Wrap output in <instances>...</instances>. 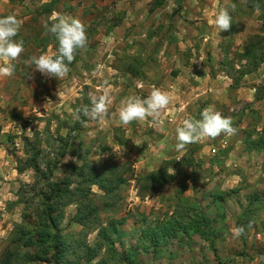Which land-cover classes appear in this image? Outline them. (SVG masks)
Here are the masks:
<instances>
[{
	"label": "rangeland",
	"instance_id": "rangeland-1",
	"mask_svg": "<svg viewBox=\"0 0 264 264\" xmlns=\"http://www.w3.org/2000/svg\"><path fill=\"white\" fill-rule=\"evenodd\" d=\"M47 1L51 0H0V10L7 12H1L0 17L10 14L27 17L20 19L22 27L16 37L24 40L25 51L19 60L12 62L15 65L12 76L0 78V136L4 137L0 141V153L7 158L0 170V191L7 185L10 197L8 202L6 196L0 202V259L17 224L26 222L33 229L37 221L34 214L29 215L39 205L37 194L32 190L27 192L25 186L33 184L36 176V171L28 166L33 155L25 141L29 137L40 143V166L51 169L55 180L65 176L68 165L80 163L73 155L78 152H87L89 160L98 165L123 164L126 170L128 181L115 204L111 203L103 212L102 225L97 223L94 230H85L71 222L76 206L66 208L61 228L70 236L67 241L72 247L65 257L71 261L69 264H101V260L105 264H264V151L246 150L244 143L246 131L256 128L264 132V64L247 74L238 87H229L233 79L225 77L227 73L223 70L237 76L241 67L248 70L257 58L264 56V11L258 7L264 2L163 0L157 5L155 0H54L56 12L78 18L85 25L87 50L77 54V62L69 66L71 71L64 79L46 78L38 71L29 78L30 69L23 64L24 60L57 51L52 43H47L46 38L52 36L45 34L43 27L52 15ZM256 2L258 6L252 7ZM222 9L229 11L232 25L221 37L216 32L215 40L208 20L212 21ZM194 10L205 14L207 19L205 16L195 19ZM186 24L188 27H184ZM236 32L239 41L245 38L248 44L254 37L256 55H249L253 58L239 60V51L244 47H234ZM213 39L214 43L210 42ZM200 48L212 52L204 60L216 88H230L226 96L230 105L220 107L213 103L211 107L231 118L236 132L203 139L206 140L203 145L189 144L182 151L170 148L172 158L165 160V155L155 150L162 134L158 132L155 136V131L150 132L155 124L150 123L151 118L134 121L128 127L119 122L118 110L128 96L146 98L153 88L166 91L165 84L174 81L183 58L190 61ZM229 60L235 64L231 66ZM158 71L162 80L154 84L152 74ZM138 72L141 78L135 75ZM187 85L190 83L184 84ZM171 86L168 88L173 89ZM105 91L112 96L105 120L76 117L77 108L90 104L92 97ZM171 99L165 112L178 118L179 112H168L176 103V96ZM192 119L197 118L194 115ZM165 121L159 125L169 130ZM175 129L170 136L164 132V136L175 140ZM121 139L126 142L119 144ZM65 141L72 145L65 149ZM205 143L219 150L212 156L203 154ZM63 148L69 154L59 159L58 153ZM230 149H235L239 156L233 157L232 162L223 155ZM173 161H186L191 166L166 169L171 180L166 182L165 177L161 178L162 185L158 182L141 185L137 180L157 168L172 166ZM93 189L102 194L97 186ZM24 200L28 201L27 206ZM114 219L120 221L119 225L115 224L118 232L112 233L117 240L112 242V247H101L95 259L87 261L89 248L94 253L93 247L101 242L99 229L109 227ZM164 226L171 227L174 234L155 247L149 233H156ZM239 226L244 228V233L233 238L231 229ZM78 242L85 245L74 249ZM41 253L43 260L36 261L22 260L18 254L13 264H55L49 259L44 261L46 255ZM117 254L124 259L120 260Z\"/></svg>",
	"mask_w": 264,
	"mask_h": 264
},
{
	"label": "trees",
	"instance_id": "trees-1",
	"mask_svg": "<svg viewBox=\"0 0 264 264\" xmlns=\"http://www.w3.org/2000/svg\"><path fill=\"white\" fill-rule=\"evenodd\" d=\"M162 1L163 0H155L154 4L157 3V5H160ZM261 1L264 2L263 0ZM45 4L50 12L56 11L55 7H53L54 0L48 1V3L46 2ZM254 5L258 6V3L256 2L251 6L254 7ZM258 7H262L264 11V3ZM40 12H42V10ZM253 39L254 37L250 39L249 44L244 47V50L239 51V60H248L249 58H253L249 55H256L255 49L257 42H254ZM46 40L47 43H52L56 50L58 49V42L53 39V37L51 39L48 37ZM77 59L78 57L76 56L75 60L69 66L74 65ZM257 59L258 61L254 59V65L250 69L245 70L241 67L237 76L226 71L222 63L224 72L233 79L232 87H238L247 74L254 73L264 64V56ZM228 62L231 66L235 64V61L232 62L229 60ZM135 75L140 77L141 73L138 72L135 73ZM58 137L60 139L63 138L62 135H58ZM60 139H58V141H60ZM25 141L28 144L27 149L33 152L28 166L36 171L33 184H25L28 189L26 191H34L39 200V205L36 204L32 209L34 211L30 212L29 215L34 214L37 221L36 224L33 225V229L26 226V222L17 224V228L13 230L9 236V246H6L4 249L0 264H13V258L19 255L22 260H43V258H41V252L46 255L44 261L49 259L54 261L55 264H69L71 261H66L65 257L71 246L67 241L70 236L66 233L64 234L61 228V221L65 218L66 208L71 205L76 206V213L71 217V222L80 224L85 230H94L97 227V223L102 225L103 221L101 220V216L103 212L110 208L111 203L115 204V200H117L122 192V187L128 181L124 173L126 170L123 168V164H112L113 166L110 164L98 165L94 161L89 160L87 152H78L73 153V155L78 158L80 163L68 165L65 176L55 180L53 178L54 173L51 169L42 168L40 166L38 160V155L41 154V149L39 147L40 143H34L29 137H25ZM125 142L126 139H121L119 144H124ZM244 143L246 145V150H264V132H259L256 128L246 131ZM70 145H72V143L70 144L68 141L63 143L65 149ZM64 148L58 153L59 159L69 154V150L65 151ZM185 162L173 161L172 166H165L162 169L159 168L153 172L139 176L137 180L141 185L148 183L149 186H151L155 182L162 185L163 180L161 178L165 177L167 179L166 182L171 180L167 170L170 167L176 169L177 164H184ZM19 171L22 172V169ZM94 186H97L102 191V194L96 193L93 189ZM23 202L25 206H27L28 201L24 200ZM115 224L119 225L120 221L114 219L108 225L109 227L105 225L99 229L101 242L93 247L94 253H92V248H89V257L87 261L95 259L101 247H112V242L117 240L115 234L118 232V226H115ZM110 225H112V227H110ZM173 232L174 230L171 229V227L164 226L156 233H149L152 234L150 240L153 241L155 247L160 246V242L169 235H173ZM82 245H85V243L78 242L77 245H74V249ZM22 249L24 250L21 251ZM117 255L120 260L124 259L123 255ZM100 262H102L101 264H105L103 260Z\"/></svg>",
	"mask_w": 264,
	"mask_h": 264
},
{
	"label": "clouds",
	"instance_id": "clouds-1",
	"mask_svg": "<svg viewBox=\"0 0 264 264\" xmlns=\"http://www.w3.org/2000/svg\"><path fill=\"white\" fill-rule=\"evenodd\" d=\"M210 23L220 31H227L232 25V17L227 9H222ZM21 27V21L13 14L0 17V61L3 62L0 63V78L12 76L15 71V65L12 62L19 60L25 51L24 40L16 39ZM43 27L45 34H50L58 42L57 51L39 56L33 55L24 60L23 64L30 69L29 78L38 71L46 78L64 79L70 73L69 65L75 60L77 54L87 50L88 37L85 25L78 18L53 12L50 19L44 22ZM170 102V95L160 88H153L146 98L138 95L128 96L119 107V122L127 126L134 121H145L150 117L154 123L158 124L163 110ZM111 104L112 96L105 91L98 97H92L90 104L77 108L75 115L77 118L82 116L102 122L108 117ZM235 132L231 118L224 117L213 107H207L202 111L200 119L186 118L175 129V149L182 151L187 145L200 142L202 139H215L222 133L232 135ZM243 233L242 226L231 229L233 238H239Z\"/></svg>",
	"mask_w": 264,
	"mask_h": 264
},
{
	"label": "crops",
	"instance_id": "crops-1",
	"mask_svg": "<svg viewBox=\"0 0 264 264\" xmlns=\"http://www.w3.org/2000/svg\"><path fill=\"white\" fill-rule=\"evenodd\" d=\"M9 2H12V0H9ZM21 7H23V6H21ZM1 12H4L3 14H7L5 9L0 10V13ZM53 12H56V11H53ZM193 13L195 14V16L193 15L195 19L197 18L198 20H201L202 16H205V18L207 19L206 15L201 13L200 11L198 13H196V10H194ZM26 18L27 17H25V16L21 17V18L17 17V19H19V20L20 19L23 20ZM210 21L211 20L209 19L208 24L210 25V29L213 32L214 39L216 36V32H219L220 37H221L222 33L225 31H220L219 29H217L215 27L214 24L210 23ZM188 25L189 24H186V25H184V27H188ZM235 31H237V30H235ZM238 37H239L238 33L237 32L234 33V36H233V42H235L234 47L241 49V48L245 47L246 45H248V39L246 40L244 38V39H242V41H239ZM214 39L210 42L214 43V41L216 40V39L215 40ZM202 46H203L202 48H205L206 47L205 43H203ZM211 46L212 45H209V47H211ZM197 48H199V46ZM202 48H200L198 50V53L196 52L194 54V58H190V61L185 60L183 58L182 67H181L180 71H178V74L174 78V81H168V84H165V87H167L166 92L170 95V97L176 96V99H175L176 103L174 105H171L168 112H179L180 116L178 118H175L173 116V114H171V113L167 114V112H165L166 110H163L164 113H163V115L161 114V117L159 118V122H162L164 119H166L165 123L168 124V126H170L169 130L164 128V126L159 125V123L158 124L152 123L151 122L152 120L150 119V123L154 124V127H152L153 130L150 129L151 130L150 132L153 133V131H155V134H154L155 136H156V133H158V132H160V134H162V137L158 140V146L155 148V150L158 151V154H160V153L164 154L165 160H170L172 158L171 149H174L175 144H176V139L174 140V139H171L170 137H167V136L171 135V131L174 128H177L178 126H180L181 121L183 119L188 118L189 116H191V118H192V117H194V115L197 119H199L200 115H201L202 111L205 109V107H208L209 105L211 107V106H213V103H215V105L217 103L220 107H223L225 104H227V100H229L226 96L229 95V90H230L229 87H231V85H230L231 79L229 78L230 79V83H229L230 86L228 85L229 87H223V88L217 87L216 88V84L214 83V81L212 79V75H211L210 71L207 70L208 69V67L206 65L207 62L204 60V58L206 56H208V54L211 51H206L207 52L206 53L202 50ZM178 61H179V59L177 60V62ZM152 76L156 80V81L152 82L154 84L158 83L159 80H162V77L159 76V71L157 73L152 74ZM225 77L228 78L229 76L227 74H225ZM191 80L192 81L194 80V81L190 82ZM186 82H189L190 85L184 86V84H186ZM210 82H211V84H210ZM168 85H170V86L173 85V86H171V87H173V89L168 88ZM138 86L140 88L142 85L139 83ZM177 102H179V103H177ZM227 105H230V104H227ZM171 109H173V111ZM181 116H182V119H180ZM167 119L172 120V122L169 123L167 121ZM129 126H132V124H129L128 127ZM162 131H163V133H162ZM164 132L167 133V136H164V134H165ZM3 138L4 137L0 136V141L3 140ZM126 138H129V137H126ZM204 142H206V140L202 139L197 144L203 145L202 143H204ZM204 146H206V147L203 148L201 151V153H203V154H207V153L209 154L210 153L212 156V155H215V153L219 150L217 148L212 149L211 147H214V146L210 145V144L205 143ZM207 147L209 149H206ZM188 151L190 153H194V152L190 151L189 149H187V152ZM262 151H264V150H262ZM223 155H224V157H226V159H230L231 162L233 160H235L233 157H235V156L239 157L238 154L235 152V149H230V150H228V152L225 151V153ZM5 160L7 161V158L2 157V153H0V170L3 169V163ZM176 162H179V161H176ZM187 163L188 162H186V164H180V163L177 164L176 170L181 165H187V167H190L191 166L190 163H188V164ZM5 170L7 173L8 167ZM230 171L232 174L234 173L233 169H231ZM0 192H1L0 195H2V197H0V202H2V200H4L5 196L7 198L6 202H8L10 197H9V190L7 188V185H4ZM4 194H6V195H4ZM6 211L8 212V210H6ZM7 220L8 219L6 217L4 219V221L7 222ZM7 225L9 226V221H8Z\"/></svg>",
	"mask_w": 264,
	"mask_h": 264
}]
</instances>
